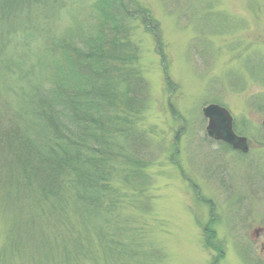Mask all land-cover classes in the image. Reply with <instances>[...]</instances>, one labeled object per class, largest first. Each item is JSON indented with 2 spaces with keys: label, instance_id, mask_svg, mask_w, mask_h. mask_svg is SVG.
Instances as JSON below:
<instances>
[{
  "label": "rangeland",
  "instance_id": "rangeland-1",
  "mask_svg": "<svg viewBox=\"0 0 264 264\" xmlns=\"http://www.w3.org/2000/svg\"><path fill=\"white\" fill-rule=\"evenodd\" d=\"M123 2L137 49L130 66L112 72V91H123L116 84L122 74L140 78L143 107L130 119L133 109L115 93L118 122L136 132L119 140L123 150L110 177L119 217L105 225L117 252H101L100 263L264 264V0ZM94 3L42 0L31 19L14 14L18 24L6 23L3 55L23 65L16 88L29 94L42 80L59 36L94 26ZM213 102L231 111L249 153L208 137L203 109ZM23 234L0 212V264H65L61 249L33 251Z\"/></svg>",
  "mask_w": 264,
  "mask_h": 264
},
{
  "label": "trees",
  "instance_id": "trees-1",
  "mask_svg": "<svg viewBox=\"0 0 264 264\" xmlns=\"http://www.w3.org/2000/svg\"><path fill=\"white\" fill-rule=\"evenodd\" d=\"M41 1L0 0V212L14 217V228L24 229L28 249L45 254L61 249L65 264H101V252L105 258L117 252L105 239V225L118 219L120 209L110 178L113 163L120 160L121 139L136 132H124L125 124L118 122L119 90L112 91L111 84L112 72L130 66L137 49L125 24L132 13L123 0H95L94 26L59 36L48 52L52 66L41 71L42 80L27 94L25 86L14 85L23 65L3 55L6 23L16 27L22 12L31 19ZM129 74L116 82L123 84L117 95L135 119L144 87Z\"/></svg>",
  "mask_w": 264,
  "mask_h": 264
},
{
  "label": "water",
  "instance_id": "water-1",
  "mask_svg": "<svg viewBox=\"0 0 264 264\" xmlns=\"http://www.w3.org/2000/svg\"><path fill=\"white\" fill-rule=\"evenodd\" d=\"M204 114L209 118L207 129L210 136L230 142L236 148L246 147V140L238 137L233 130V118L228 110L211 104L204 108Z\"/></svg>",
  "mask_w": 264,
  "mask_h": 264
}]
</instances>
